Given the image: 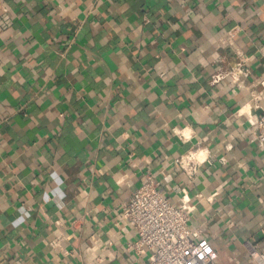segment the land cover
Wrapping results in <instances>:
<instances>
[{
	"label": "crops",
	"instance_id": "0c3cea01",
	"mask_svg": "<svg viewBox=\"0 0 264 264\" xmlns=\"http://www.w3.org/2000/svg\"><path fill=\"white\" fill-rule=\"evenodd\" d=\"M244 56L249 78L210 84ZM259 74L264 0H0V264H147L120 211L147 173L176 206L212 197L190 228L216 264H251ZM194 151L187 183L172 162Z\"/></svg>",
	"mask_w": 264,
	"mask_h": 264
},
{
	"label": "built area",
	"instance_id": "2783aa9c",
	"mask_svg": "<svg viewBox=\"0 0 264 264\" xmlns=\"http://www.w3.org/2000/svg\"><path fill=\"white\" fill-rule=\"evenodd\" d=\"M244 56L229 69L210 77L215 85L224 79L238 83L250 77ZM250 102L259 114L255 119V141L264 148V74L256 75L247 85ZM198 155V156H197ZM197 151L178 156L172 165L179 169L187 183L196 178L205 162ZM192 201L181 188L179 204H172L160 191L156 176L147 173L130 199L121 204L122 219L133 229L136 240L129 245L138 255H147V264H216L217 255L199 228H190L196 204H209L212 197L196 196ZM264 233V230H263ZM243 246L251 264H264V250L246 241Z\"/></svg>",
	"mask_w": 264,
	"mask_h": 264
}]
</instances>
